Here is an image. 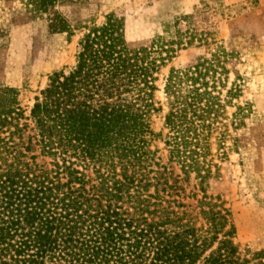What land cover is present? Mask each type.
<instances>
[{"label": "trees", "instance_id": "1", "mask_svg": "<svg viewBox=\"0 0 264 264\" xmlns=\"http://www.w3.org/2000/svg\"><path fill=\"white\" fill-rule=\"evenodd\" d=\"M17 1L52 34L81 37L74 66L48 78L28 113L16 90L0 89V264H248L227 202L210 193L207 160L241 95L227 87L234 53L170 66L215 42L196 15L131 48L121 20L81 19L78 0ZM158 112L166 133L155 135ZM158 138L165 160L151 149Z\"/></svg>", "mask_w": 264, "mask_h": 264}, {"label": "rangeland", "instance_id": "2", "mask_svg": "<svg viewBox=\"0 0 264 264\" xmlns=\"http://www.w3.org/2000/svg\"><path fill=\"white\" fill-rule=\"evenodd\" d=\"M78 1L86 7L75 10L81 19L89 15L97 25L108 15L121 20L131 48L150 47L177 19L196 15L200 33H211L215 42L181 52L170 66L209 58L217 47L234 53L227 66V87L238 86L241 95L226 108L227 128L213 133L209 140L207 160L215 167L209 188L212 195H221L231 210L235 242L243 259L248 264H260V259L264 263V0L254 6L248 0ZM80 37L76 31L52 34L45 17L26 14L17 0H0V89L16 90L20 107L28 113L48 78L74 66ZM169 67L159 74L160 90L156 93L163 107L162 78ZM234 114H238L237 125L231 123ZM163 116L158 112L150 117L155 135L166 133ZM220 131L228 134L223 143ZM151 149L158 150L165 160L161 138L155 139Z\"/></svg>", "mask_w": 264, "mask_h": 264}]
</instances>
